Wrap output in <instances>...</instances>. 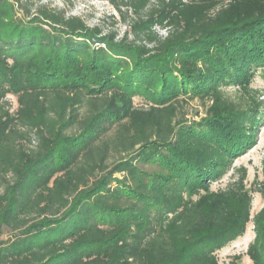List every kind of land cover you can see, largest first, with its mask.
<instances>
[{
    "label": "trees",
    "instance_id": "1",
    "mask_svg": "<svg viewBox=\"0 0 264 264\" xmlns=\"http://www.w3.org/2000/svg\"><path fill=\"white\" fill-rule=\"evenodd\" d=\"M42 1L0 0V264H220L250 223L264 264V178L211 188L264 119V0H110L122 39Z\"/></svg>",
    "mask_w": 264,
    "mask_h": 264
},
{
    "label": "rangeland",
    "instance_id": "2",
    "mask_svg": "<svg viewBox=\"0 0 264 264\" xmlns=\"http://www.w3.org/2000/svg\"><path fill=\"white\" fill-rule=\"evenodd\" d=\"M116 1L118 4L121 3L120 0ZM41 4L58 11H65L68 16L82 17L91 28L98 26L105 33L114 31L118 34L119 39H122L125 33L129 31L128 25L134 17L132 11L124 6L122 7L123 14H120L117 6L110 2V0H43ZM159 34L163 36L166 35V33L161 30ZM129 38L133 39L131 36ZM252 70L254 75L251 79V87L259 89L262 92L259 99L263 103L261 113L264 115V66H256ZM224 90L233 99L238 96L239 90L235 85H226ZM8 100L13 110H16L18 108L16 98L14 96H8ZM135 103L142 104L143 101L139 98L135 100ZM186 110L189 120L198 122L201 118L205 117V107L198 99L190 101ZM263 161L264 119L258 126L254 144L250 149H247L243 155L235 159L229 171L226 172L220 180L213 182L211 186L212 190L225 189L229 182L234 180L233 169L243 166H245L248 171L247 187L252 188L251 186L255 180L262 181L264 178ZM253 201L252 216L259 212L264 206V201L260 194H253ZM246 231L245 236L232 241L225 248L216 252L220 264H231L233 261H236L234 258L237 256H241L238 264H252V261L249 260L246 255L249 244L255 237L252 223L247 226Z\"/></svg>",
    "mask_w": 264,
    "mask_h": 264
}]
</instances>
